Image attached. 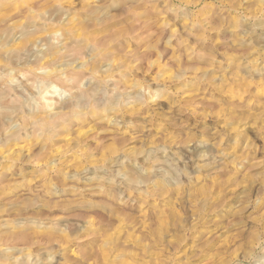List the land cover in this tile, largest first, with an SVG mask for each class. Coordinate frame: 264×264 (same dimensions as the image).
Returning a JSON list of instances; mask_svg holds the SVG:
<instances>
[{
    "label": "rangeland",
    "instance_id": "obj_1",
    "mask_svg": "<svg viewBox=\"0 0 264 264\" xmlns=\"http://www.w3.org/2000/svg\"><path fill=\"white\" fill-rule=\"evenodd\" d=\"M0 264H264V0H0Z\"/></svg>",
    "mask_w": 264,
    "mask_h": 264
},
{
    "label": "bare ground",
    "instance_id": "obj_2",
    "mask_svg": "<svg viewBox=\"0 0 264 264\" xmlns=\"http://www.w3.org/2000/svg\"><path fill=\"white\" fill-rule=\"evenodd\" d=\"M115 19H116V15H112V16H108L103 22V24H105V25H108V23L109 22H111L112 24H117L118 22L117 21H115ZM110 25V24H109ZM111 26V25H110ZM109 27V26H108ZM107 34V33H106ZM123 34L124 35H122V39H120L119 41H118V43H120V45H124L123 46V48L125 49L126 48V52H129L130 50L128 49V47L129 46H127V45H125V44H122L123 42H126V41H124V40H128V39H130V35H131V28H130V26H128V28H126V30L125 31H123ZM132 38V37H131ZM111 41V40H110ZM129 41V40H128ZM128 41L126 42V43H128ZM131 41V40H130ZM117 43V44H118ZM129 45V44H128ZM116 47H118L119 48V45H117ZM121 48V47H120ZM44 95V94H43Z\"/></svg>",
    "mask_w": 264,
    "mask_h": 264
}]
</instances>
